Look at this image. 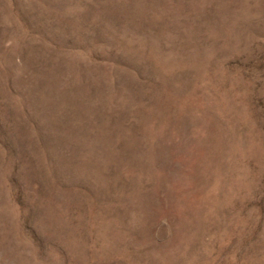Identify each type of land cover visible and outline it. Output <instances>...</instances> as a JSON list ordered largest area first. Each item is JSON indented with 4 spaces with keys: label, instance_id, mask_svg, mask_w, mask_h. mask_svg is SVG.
<instances>
[{
    "label": "rangeland",
    "instance_id": "rangeland-1",
    "mask_svg": "<svg viewBox=\"0 0 264 264\" xmlns=\"http://www.w3.org/2000/svg\"><path fill=\"white\" fill-rule=\"evenodd\" d=\"M0 264H264V0H0Z\"/></svg>",
    "mask_w": 264,
    "mask_h": 264
}]
</instances>
